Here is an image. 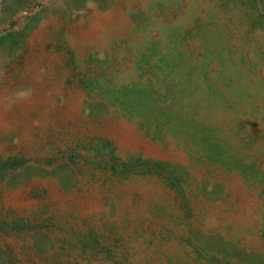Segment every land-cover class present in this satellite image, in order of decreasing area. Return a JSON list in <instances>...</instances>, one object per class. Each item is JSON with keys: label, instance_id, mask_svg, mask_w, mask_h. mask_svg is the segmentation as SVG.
I'll list each match as a JSON object with an SVG mask.
<instances>
[{"label": "rangeland", "instance_id": "obj_1", "mask_svg": "<svg viewBox=\"0 0 264 264\" xmlns=\"http://www.w3.org/2000/svg\"><path fill=\"white\" fill-rule=\"evenodd\" d=\"M0 264H264V0H0Z\"/></svg>", "mask_w": 264, "mask_h": 264}, {"label": "bare ground", "instance_id": "obj_2", "mask_svg": "<svg viewBox=\"0 0 264 264\" xmlns=\"http://www.w3.org/2000/svg\"><path fill=\"white\" fill-rule=\"evenodd\" d=\"M94 18V17H93ZM100 22V21H99ZM110 22V21H109ZM108 22V23H109ZM102 22H100V24H101ZM92 25V24H91ZM110 25V24H109ZM113 26V25H112ZM105 29H106V27H105ZM110 29V28H109ZM101 30V29H100ZM106 30H104V32H105ZM99 33V32H98ZM97 33V34H98ZM100 35H102V34H100ZM95 36V35H94ZM97 36V35H96ZM80 41V40H79ZM82 42V41H81ZM88 42H89V40H88ZM86 43H87V41H86ZM82 44V43H81ZM42 62V61H41ZM46 79V78H45ZM45 82V81H44ZM57 82V81H56ZM37 84V83H36ZM35 84V85H36ZM39 84V83H38ZM40 84H41V82H40ZM44 84H46V83H44ZM57 84V83H56ZM59 84V83H58ZM55 85V84H54ZM37 86V85H36ZM49 85H47V87H48ZM41 87H43V86H41ZM40 88V87H39ZM43 90V89H42ZM34 94V93H33ZM73 97V96H72ZM72 97H71V99H72ZM47 98V93L46 92H44V91H41V92H39L38 94H36L35 96H33L32 97V102H30L29 104H25V105H23V104H21L20 106L21 107H23V108H32V107H38L39 105H40V102H43V100H45ZM74 98V97H73ZM71 103V102H70ZM73 103V102H72ZM18 105V104H17ZM48 105V104H47ZM44 106V105H43ZM74 106V105H73ZM16 108V107H15ZM43 108V107H42ZM73 108V107H72ZM71 108V109H72ZM64 109H66V107L64 108ZM74 109V108H73ZM40 110V109H39ZM44 110V109H43ZM52 110V109H51ZM56 110V109H55ZM37 112H39V111H37ZM59 112V111H58ZM64 112V111H63ZM47 113V112H46ZM50 113H51V111H50ZM76 113V112H75ZM44 114V113H43ZM53 114V113H52ZM61 115H64V114H61ZM54 116V115H53ZM65 116V115H64ZM67 116V115H66ZM43 117V116H42ZM73 117V116H72ZM23 121V120H22ZM31 125V124H30ZM27 136V135H26Z\"/></svg>", "mask_w": 264, "mask_h": 264}, {"label": "clouds", "instance_id": "obj_3", "mask_svg": "<svg viewBox=\"0 0 264 264\" xmlns=\"http://www.w3.org/2000/svg\"><path fill=\"white\" fill-rule=\"evenodd\" d=\"M23 95V94H22Z\"/></svg>", "mask_w": 264, "mask_h": 264}]
</instances>
